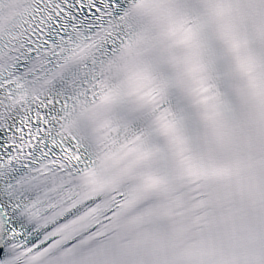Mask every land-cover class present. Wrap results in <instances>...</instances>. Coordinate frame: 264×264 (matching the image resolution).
<instances>
[{"label":"snow or ice","instance_id":"1","mask_svg":"<svg viewBox=\"0 0 264 264\" xmlns=\"http://www.w3.org/2000/svg\"><path fill=\"white\" fill-rule=\"evenodd\" d=\"M0 264H264V0H0Z\"/></svg>","mask_w":264,"mask_h":264}]
</instances>
